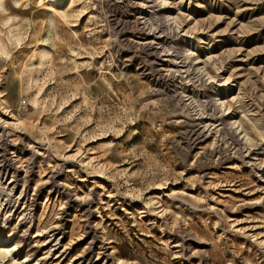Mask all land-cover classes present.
Segmentation results:
<instances>
[{"label":"rangeland","instance_id":"obj_1","mask_svg":"<svg viewBox=\"0 0 264 264\" xmlns=\"http://www.w3.org/2000/svg\"><path fill=\"white\" fill-rule=\"evenodd\" d=\"M0 264H264V0H0Z\"/></svg>","mask_w":264,"mask_h":264},{"label":"bare ground","instance_id":"obj_2","mask_svg":"<svg viewBox=\"0 0 264 264\" xmlns=\"http://www.w3.org/2000/svg\"><path fill=\"white\" fill-rule=\"evenodd\" d=\"M14 249L15 248H13V247H8V248H5L3 252L8 254V253L12 252Z\"/></svg>","mask_w":264,"mask_h":264},{"label":"built area","instance_id":"obj_3","mask_svg":"<svg viewBox=\"0 0 264 264\" xmlns=\"http://www.w3.org/2000/svg\"><path fill=\"white\" fill-rule=\"evenodd\" d=\"M22 109H23V110H25V109H26V107H25V104H23V107H22Z\"/></svg>","mask_w":264,"mask_h":264}]
</instances>
